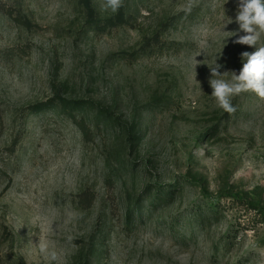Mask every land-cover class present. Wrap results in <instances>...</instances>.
<instances>
[{
	"label": "rangeland",
	"instance_id": "374dc122",
	"mask_svg": "<svg viewBox=\"0 0 264 264\" xmlns=\"http://www.w3.org/2000/svg\"><path fill=\"white\" fill-rule=\"evenodd\" d=\"M238 6L124 0L99 28L78 0H0V264H264V98L228 114L209 83L257 50ZM58 90L76 119L32 113Z\"/></svg>",
	"mask_w": 264,
	"mask_h": 264
},
{
	"label": "clouds",
	"instance_id": "9594fccd",
	"mask_svg": "<svg viewBox=\"0 0 264 264\" xmlns=\"http://www.w3.org/2000/svg\"><path fill=\"white\" fill-rule=\"evenodd\" d=\"M123 3L124 0H105L103 9L116 13ZM232 22L231 18H228L226 24ZM235 22L239 25V31L244 33L235 42L257 46V50L251 54L248 52L241 54L246 63L243 64L238 75L235 72H230L229 80L223 78L229 72L224 74L219 72L221 65L216 63V59L212 66L208 65L212 76L209 81L213 90L211 96L217 102L218 107L228 114L235 113L236 107L232 100L241 93L252 92L258 97L264 98V42H262L264 41V0H239ZM228 33H230L228 37L237 35L236 32ZM196 62L199 63L197 60ZM53 259H55L54 255Z\"/></svg>",
	"mask_w": 264,
	"mask_h": 264
},
{
	"label": "trees",
	"instance_id": "16d2710c",
	"mask_svg": "<svg viewBox=\"0 0 264 264\" xmlns=\"http://www.w3.org/2000/svg\"><path fill=\"white\" fill-rule=\"evenodd\" d=\"M78 1L83 11L86 13V23L90 26H96L101 28L102 25H105L106 27H109V26L117 25L118 23H123L126 20L125 13L122 7L119 9V13H117L115 16H111L102 20L98 16V12L94 0H78ZM53 106L59 107L63 113L76 119L77 114L83 112L87 107V104L86 102L81 100L67 98L63 94H61L58 90L54 98L44 102L36 103L30 106V110L32 111L33 114H40L44 112L46 109L51 108ZM98 112L102 115H106L110 113V111L107 108H104L103 106H98ZM81 126L86 128V123L84 124V122H82ZM137 135H139L137 129L133 128L130 130V139L135 140ZM131 214L132 211H127V215L129 217L131 216ZM99 250L101 253L103 249H100V245L96 244L94 248V252L97 251L99 252ZM0 263H1V256H0Z\"/></svg>",
	"mask_w": 264,
	"mask_h": 264
}]
</instances>
